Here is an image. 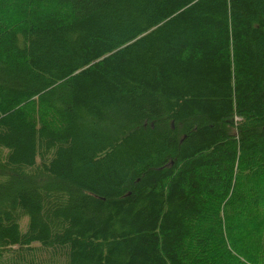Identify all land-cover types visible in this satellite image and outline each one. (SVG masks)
Masks as SVG:
<instances>
[{
    "label": "trees",
    "instance_id": "trees-1",
    "mask_svg": "<svg viewBox=\"0 0 264 264\" xmlns=\"http://www.w3.org/2000/svg\"><path fill=\"white\" fill-rule=\"evenodd\" d=\"M0 264H264V0H0Z\"/></svg>",
    "mask_w": 264,
    "mask_h": 264
},
{
    "label": "bare ground",
    "instance_id": "bare-ground-1",
    "mask_svg": "<svg viewBox=\"0 0 264 264\" xmlns=\"http://www.w3.org/2000/svg\"><path fill=\"white\" fill-rule=\"evenodd\" d=\"M245 186V185H244Z\"/></svg>",
    "mask_w": 264,
    "mask_h": 264
}]
</instances>
